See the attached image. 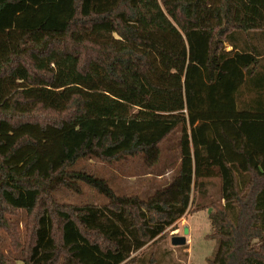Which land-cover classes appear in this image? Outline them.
<instances>
[{"label":"trees","instance_id":"obj_1","mask_svg":"<svg viewBox=\"0 0 264 264\" xmlns=\"http://www.w3.org/2000/svg\"><path fill=\"white\" fill-rule=\"evenodd\" d=\"M257 33L264 0H0V264H159L155 247L188 209V140L178 174L145 199L73 167L139 156L151 168L178 128L222 119L231 137H192L194 187L221 182L207 264H264ZM81 186L106 204L54 196Z\"/></svg>","mask_w":264,"mask_h":264},{"label":"rangeland","instance_id":"obj_2","mask_svg":"<svg viewBox=\"0 0 264 264\" xmlns=\"http://www.w3.org/2000/svg\"><path fill=\"white\" fill-rule=\"evenodd\" d=\"M251 35L252 44L261 47L264 51V35ZM261 38L258 40V38ZM225 50H229L227 44ZM261 51V52H262ZM194 126L185 125L178 128L160 145V155L158 162L151 168L142 164L139 156L128 157L111 164L101 162L95 158L80 159L73 168L85 169L97 178L103 179L120 196L136 195L145 199L156 190L168 185L178 174L182 167L180 163V153L183 145L181 139L188 140L185 146L188 156L182 158L186 162L183 166L185 170L191 172V184L187 213L169 228L155 247L156 258L159 264H207V260L212 258L217 241L206 239L212 233V227L208 220V213L212 212L213 206L219 207L223 204L220 194V179L212 177L203 179L202 190L194 187L195 172V149L196 145L192 141L194 134L200 135L202 131H210L215 136H220L225 132L229 137L233 132L225 119L219 121H206L201 125L199 132H195ZM59 204L63 205H83L91 204L101 206L106 204V199L97 194L88 186H81L78 194L59 190L54 193ZM166 199L176 202L178 193L167 195ZM21 228V226H20ZM182 236L186 240L183 246H173L171 238ZM140 252L137 253L139 255ZM21 264V263H17Z\"/></svg>","mask_w":264,"mask_h":264},{"label":"water","instance_id":"obj_3","mask_svg":"<svg viewBox=\"0 0 264 264\" xmlns=\"http://www.w3.org/2000/svg\"><path fill=\"white\" fill-rule=\"evenodd\" d=\"M171 244L173 246H183L186 244V240L182 236L172 237L171 238Z\"/></svg>","mask_w":264,"mask_h":264},{"label":"crops","instance_id":"obj_4","mask_svg":"<svg viewBox=\"0 0 264 264\" xmlns=\"http://www.w3.org/2000/svg\"><path fill=\"white\" fill-rule=\"evenodd\" d=\"M208 215H209V213H208ZM208 215H207V216H208Z\"/></svg>","mask_w":264,"mask_h":264}]
</instances>
